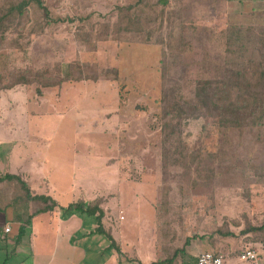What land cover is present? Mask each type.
<instances>
[{"label": "rangeland", "instance_id": "1", "mask_svg": "<svg viewBox=\"0 0 264 264\" xmlns=\"http://www.w3.org/2000/svg\"><path fill=\"white\" fill-rule=\"evenodd\" d=\"M44 1L52 19L63 21L45 25L42 12L32 5L27 20L22 18L18 30L14 27L16 32L8 34L15 38L17 31H23L20 46L11 44L9 49L0 50L2 82L5 85L27 70H49L52 77L67 79L51 88L28 86L34 89V95L26 106L37 116L27 115L22 98L15 104L13 95L19 93L18 89L8 91L1 99L4 109L0 116L10 119L17 113L25 127L30 124L25 119L40 124L45 131L32 136L42 139L38 142L44 148L48 146L49 156L61 158L73 166L72 173L76 170L77 176L86 178L93 193L103 188L115 192L117 183L124 180L138 185L135 195L124 202V213L108 215L119 252L108 248V240L99 235L83 264H103L111 254L123 259L121 264H150L179 248L187 237L198 243L195 241L200 235L229 227L233 223L229 218L238 219L241 212L254 209L252 220L261 222L264 112H256L242 128L224 129L215 116L183 120L180 142L171 143L164 153L160 99L164 86L162 59L167 80L189 98L197 80L222 74L221 32L227 26L264 28V0L196 2L184 34L171 29L168 22L154 33V40H164L162 43L110 38L93 42L95 47L92 43L82 46L76 32L115 22L117 7L135 0ZM172 6L179 8L177 0ZM155 27L157 24L150 28ZM168 39H172V46L167 49ZM181 41L186 44L184 48ZM78 62L90 64L93 69L83 72L96 79L77 80ZM10 100L13 102L8 105ZM29 157L26 150L14 151L5 141L0 143V171L17 169L18 162L24 163ZM108 207H117V197ZM91 225L96 221L89 217L84 229ZM21 238L0 242V247L11 244L8 259L0 258V264H30L31 245L27 238ZM214 238L212 234L208 237L211 243ZM101 240L104 246L99 248Z\"/></svg>", "mask_w": 264, "mask_h": 264}, {"label": "trees", "instance_id": "2", "mask_svg": "<svg viewBox=\"0 0 264 264\" xmlns=\"http://www.w3.org/2000/svg\"><path fill=\"white\" fill-rule=\"evenodd\" d=\"M202 1L205 0H177L179 8L175 9L172 5L176 3V0H135L133 3L117 7L115 22H104L98 28L94 27L95 29L93 28L88 32L79 29L75 34V38L81 42L82 46L87 47H90L91 43V46L95 47L93 42L110 38L116 39L118 42L162 43L164 40H154V33L158 29H163L164 23L171 22V29H176L179 33L184 34L187 29L186 22L191 19L193 12L196 11L194 4L197 2L202 5ZM214 1L210 0V4H213ZM32 5H36L37 10L42 12L41 15L45 25H49L54 21H63L62 19H52L50 9L44 0H0V50L9 49L11 44H13V47L20 46L19 40L23 37V31H17L15 38H10L14 36L9 37L8 34L11 33L14 27H17L18 30L21 26V20H27ZM183 14H186V16H183ZM78 20L80 22L84 21L83 18H78ZM69 21L73 22L72 19H69ZM154 24H157V27L150 28ZM13 31L16 32V30ZM255 35L259 36L256 41L252 39V37L255 38ZM221 36L224 45L222 74L218 78L205 77L202 80H197L192 96L189 98L177 92V89L174 88L175 85L167 80L166 65L164 60H161L163 66L161 79L164 84L160 99L162 105L161 145L164 153L167 152L166 149L169 150L171 143L180 142L181 131L179 126L183 120L215 116L218 125L224 129L242 128L248 123L249 119L255 118L256 112H264V28L261 30L252 26L229 25L221 32ZM171 40H166L167 49L172 46ZM185 46L186 44L181 41L180 47L184 48ZM244 58H247L246 62L241 65L240 62L242 60L244 62ZM87 68L93 69L90 64L78 62V76L75 78L77 80L96 79V76H89L88 73L83 72ZM66 79L67 77L58 79L52 77L49 70L36 72L27 70L25 74L12 78L4 85L2 82L3 75L0 74V90L10 89L16 85L28 87L32 84H39L40 88H51L57 85L60 86ZM5 179L12 180L16 178L11 175L1 176L0 184L4 183ZM18 182L26 188L24 182L19 179ZM5 190L3 189L0 192V203L6 200L7 191ZM25 190L28 194V189ZM27 197L28 200L34 201L36 205L33 213L27 219V223L32 216L51 211L57 206L56 202L49 197ZM100 204L101 200H78L59 208L64 214L78 212L94 218L97 226L93 232L104 235L110 242L108 248L116 249L119 252L113 238L101 223L104 211ZM232 221L235 224L236 221ZM259 223L260 226H251L245 223L246 226L242 233L245 234L247 231H251L253 232L252 237H260L261 232L264 234V217ZM24 228V226L20 227L17 239L24 233ZM212 234L224 237L233 235L227 225L225 229L217 228ZM205 237L200 235L198 238L204 239ZM191 240L189 237L185 238L181 248L173 250L169 258L165 260L158 259L151 264H172L179 253H184V247ZM262 241L264 242V236ZM215 253L221 255L218 252Z\"/></svg>", "mask_w": 264, "mask_h": 264}, {"label": "crops", "instance_id": "3", "mask_svg": "<svg viewBox=\"0 0 264 264\" xmlns=\"http://www.w3.org/2000/svg\"><path fill=\"white\" fill-rule=\"evenodd\" d=\"M253 1L256 2L255 0ZM30 87L17 85L10 89L0 90V112L4 109L1 101L3 96L7 95L8 91L11 93L12 90L18 89L19 93L13 95L15 104L22 98L21 106H25L28 112L27 115L37 116L34 110L28 109L26 106L34 95L31 92L34 89ZM38 93L36 90L37 97L40 96ZM12 102L13 100H10L8 105ZM17 116H19L17 113L10 119L0 116V143L5 141L7 145L13 147L14 151L26 150L30 157L25 158L24 163L20 164L18 162L17 169H3L5 171H0V177L11 175L16 178L12 180L5 179L4 183L0 184V192L3 189L7 191L6 200L0 203V242L16 240L20 227L24 226V233L21 239L27 238L31 245L30 264H83L87 254L93 250L91 243L99 240L97 237L101 235L93 232L97 223L95 226L91 225L89 229H84L85 220H88L89 216L78 212L77 214L71 212L70 215L66 216L59 207H65L69 203L78 200H101L100 207L104 211L101 223L104 229L113 236L115 245L119 247V241L113 235L110 222H108V215L109 213H116L118 216L121 212L122 214L124 213V202L126 200L129 201L133 193L135 195L138 188L137 183L124 180L117 183L115 192L112 191V188H109V190L103 188L100 193L99 191L93 193L86 178H82L80 175L77 176L76 170L72 173L73 166H68L61 158L49 156L48 146L44 148L43 145L41 146V142H38L39 140L42 141V139L38 140V138L35 139L32 136L34 133L44 132L45 129L42 130L41 125L32 119H25L26 122L30 123L25 127ZM6 123L8 126L5 125ZM42 148L46 150L43 151ZM17 158L15 155V159ZM18 179L25 183L29 195L25 190L26 188L22 187L21 183L18 182ZM90 193L96 195L91 196ZM27 196L49 197L56 202L57 206L51 211L32 216L27 223V219L36 207L34 201L28 200ZM115 197H117V207L111 209L108 206L114 204ZM252 211L251 213L241 212V216L238 219L229 218L231 222H233L232 220L236 221L235 224L234 222L229 224V231L233 235L224 237L213 235L211 231L204 239L194 240L198 243H193L191 240L184 247V253H179L172 264H194L196 255L203 251L220 253L224 258V264H250L239 258V254L246 248L255 250L258 257L257 264H264L263 232L260 233V237H252L253 232L251 231H247L245 234L242 233L246 226L245 223L251 226H260L258 221L252 220ZM6 227L9 228V232L4 231ZM211 234L215 236L213 243L208 239ZM91 237H94V239H91ZM246 237L248 238L244 239ZM102 241H100L99 248H102V245L104 246ZM109 244L110 242L108 241L107 247H109ZM10 246L11 244L9 243L4 244V247L2 245L0 247V258H3V261L8 259L7 252H9L8 248ZM172 252L167 255H161L154 261L158 259L165 260L169 258ZM122 260L119 256L116 257L111 254L104 260L103 264H121Z\"/></svg>", "mask_w": 264, "mask_h": 264}, {"label": "built area", "instance_id": "4", "mask_svg": "<svg viewBox=\"0 0 264 264\" xmlns=\"http://www.w3.org/2000/svg\"><path fill=\"white\" fill-rule=\"evenodd\" d=\"M5 232H9V228L4 229ZM242 261L249 262L250 264H257V253L253 249H246L239 256ZM194 264H224L223 257L216 254L213 251H203L196 255V261Z\"/></svg>", "mask_w": 264, "mask_h": 264}]
</instances>
